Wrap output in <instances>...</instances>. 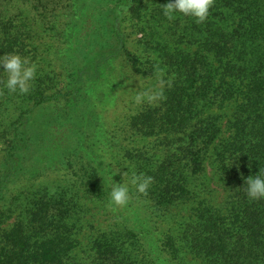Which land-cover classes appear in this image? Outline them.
Instances as JSON below:
<instances>
[{
    "label": "trees",
    "instance_id": "obj_1",
    "mask_svg": "<svg viewBox=\"0 0 264 264\" xmlns=\"http://www.w3.org/2000/svg\"><path fill=\"white\" fill-rule=\"evenodd\" d=\"M125 1L120 5L122 11L115 8L101 16L105 28L111 27L114 34L115 47L108 49L114 59L122 56L118 50L124 41L111 16L123 12L142 21V12L147 11L144 0ZM20 3L32 0H0V55L25 57L37 71L27 94L9 93L0 84V140L5 145L0 162V264H80L77 257L82 241L74 223L81 211L80 194L111 204L109 181L97 166L77 169L65 162L53 167L59 173L74 172L73 177L67 174L69 179L63 185L38 184L42 178L34 170L31 179L15 190L28 174L25 161L32 151L37 162L53 157L54 153H48L53 147L59 148V158L75 157L84 150L71 119L65 121L59 115L39 123V132L33 135L38 109L50 101L62 103L72 116L85 89L78 72L81 62L73 61L76 71L66 76L70 86L65 92L49 95L50 88L39 84L49 77L38 73L45 64L36 61L40 50L27 31L29 25L10 17ZM68 16L71 31L78 25V15ZM178 25L172 27L168 39L156 40L167 75L171 81L175 79L173 88L166 92L161 106L131 121L141 136L159 144L157 155L145 153L144 164L136 169V175L153 178L147 194H140L143 201L138 212L144 215L128 217L120 209L117 230L92 243L90 264H141L127 246L131 243L136 250L147 244L149 253L157 254L152 234L158 228L163 229L164 247L178 260L180 250L173 229L164 221L168 222L171 208L196 200L194 182L209 165L221 172L231 208L224 212L199 203L193 222L185 229L190 254L205 264H264V199L250 201L244 185L246 178L264 169V0H214L205 22L198 24L191 18ZM179 28L184 31L178 33ZM146 34L151 41L157 37L150 31ZM100 52L101 61L107 60L104 47ZM92 64L88 61L89 68ZM85 75L92 82L97 76ZM6 96L11 104L3 101ZM231 107L233 117L223 126L219 114ZM60 135L63 143L56 145L53 139ZM127 156L134 159L130 153ZM153 219L161 225L152 226ZM142 255L146 257L143 249Z\"/></svg>",
    "mask_w": 264,
    "mask_h": 264
},
{
    "label": "rangeland",
    "instance_id": "obj_2",
    "mask_svg": "<svg viewBox=\"0 0 264 264\" xmlns=\"http://www.w3.org/2000/svg\"><path fill=\"white\" fill-rule=\"evenodd\" d=\"M125 2V0H32L29 4L20 3L12 10L11 19L20 18L29 25L27 31L33 37L34 45L40 50L36 61L45 64L40 67L38 73L49 75V77L44 83L39 84H45L46 88H50L49 95L60 91L63 93L67 88L69 89L70 84L65 78L76 71L73 62L77 64L81 62L78 66V70L81 71L78 72L83 75L85 89L82 97L76 100V115L73 113L69 116L64 104L51 101L38 109L37 123L34 124L33 133V135L38 134L39 123L51 122L55 119L54 116L59 115L65 121L71 119L72 127L80 134L78 138L84 150H81L75 157L59 158L57 155L59 148L53 147L48 150L49 154L54 153L53 157L43 158L37 162L34 160L35 150L32 151L26 156L25 161L29 170L28 174L22 177V182L17 184L18 187L15 190L31 179L30 172L34 170L39 171L38 175L42 178L38 180V184L46 182L63 185L69 179L67 174L73 177L74 172L71 170V172L59 173L53 167L65 162L66 165L70 163L78 167L77 169H84L89 165L103 169L102 172L109 181L108 187L111 190L113 180L116 183H123L124 173L129 171V177L136 174V169H139L138 165L144 164L145 153L150 152L151 155H157L159 144L157 145L154 139L141 136L140 132L133 128L131 121L150 108L161 106L166 99V92L173 88L175 79L171 81L167 75L168 68L163 59V53L156 47V40L168 39L167 36L172 27L175 29L180 22H186L187 19L189 22L191 18L178 14L174 19L169 20L163 13V5L169 3L170 0H144L147 11L142 12V21L129 13H114L110 19L117 20V29L122 31L124 41L122 48L118 50L122 51V56L114 59L113 51L108 50L114 46V34L111 32V27L105 28L101 16L103 13L108 15L115 8L122 11L120 5H125ZM74 12L78 15V25L69 31L68 15ZM101 27L104 28L103 32L100 30ZM144 31L156 33L157 37L151 41ZM183 31L178 29V33ZM106 45L109 46L106 48ZM102 47L108 56V59L103 61L100 59ZM192 51L194 52L195 49ZM89 56L91 58L84 61ZM88 61H93V67H88ZM85 73L97 74L95 81L88 80ZM160 79H163L166 85L163 99L154 105L136 106L133 102L134 95L154 86ZM5 99L3 101L11 104L7 100L8 96ZM233 113L234 108L231 107L219 114L222 115L223 126L233 117ZM71 137H74L73 133ZM53 140L57 141L56 145L63 143L61 135ZM4 149V140H0V162ZM128 153L134 157L133 160L127 156ZM66 165L64 169L68 168ZM120 169L121 173L113 177ZM221 178V172L209 165L206 173L194 182L196 200L188 205L171 208L168 212V222L164 221V223L167 228L173 229V236L180 250L178 260H174L173 255L169 254L164 247L165 236L162 228L155 229L152 234L157 254L152 252L150 254L147 244L142 248L145 258L141 247L135 250V247L129 243L127 249L139 256V261L142 260L141 264H205L204 261L190 254L185 240V229L193 222L192 217L200 202H206L224 212L231 208L230 193ZM129 187L130 201L118 208L80 194L81 211L78 220L74 222L79 226L78 238L82 241L77 257L80 264L91 263V245L97 238L117 230L116 215L120 209H125L127 211L125 215L128 217L144 215L138 212L143 201L140 194L136 193L131 185ZM159 221L153 219L152 226L160 223Z\"/></svg>",
    "mask_w": 264,
    "mask_h": 264
},
{
    "label": "clouds",
    "instance_id": "obj_3",
    "mask_svg": "<svg viewBox=\"0 0 264 264\" xmlns=\"http://www.w3.org/2000/svg\"><path fill=\"white\" fill-rule=\"evenodd\" d=\"M214 0H170L169 3L163 5V13L172 20L176 15L180 14L190 17L196 23H203L209 16ZM126 11V10H125ZM0 84L8 90L9 93L27 94L31 87V81L34 79L37 68L27 58L14 53H6L0 55ZM165 81L160 79L156 84L147 90L136 93L133 102L136 106L154 105L163 99ZM121 169L114 175H119ZM129 171L123 174V183H116L113 180L109 198L110 203L115 206H123L131 199V188L136 193L146 195L153 183V178L148 175L132 174ZM113 179V178H112ZM246 195L250 201H258L264 199V169H260L257 175L245 179Z\"/></svg>",
    "mask_w": 264,
    "mask_h": 264
}]
</instances>
